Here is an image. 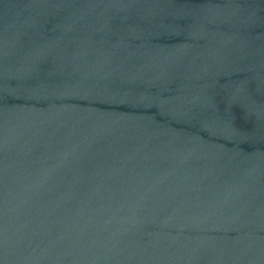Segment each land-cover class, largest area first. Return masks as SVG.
Returning <instances> with one entry per match:
<instances>
[{"label":"water","instance_id":"water-1","mask_svg":"<svg viewBox=\"0 0 264 264\" xmlns=\"http://www.w3.org/2000/svg\"><path fill=\"white\" fill-rule=\"evenodd\" d=\"M0 264H264V0H0Z\"/></svg>","mask_w":264,"mask_h":264}]
</instances>
